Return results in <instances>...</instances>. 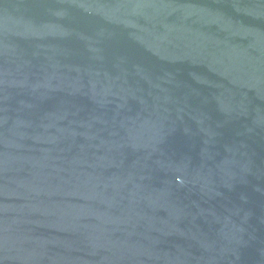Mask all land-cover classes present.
<instances>
[{"label":"water","instance_id":"95a60500","mask_svg":"<svg viewBox=\"0 0 264 264\" xmlns=\"http://www.w3.org/2000/svg\"><path fill=\"white\" fill-rule=\"evenodd\" d=\"M0 264H264V0H0Z\"/></svg>","mask_w":264,"mask_h":264}]
</instances>
